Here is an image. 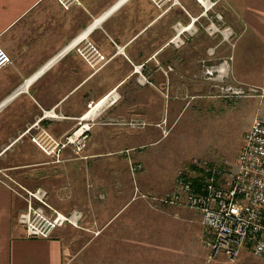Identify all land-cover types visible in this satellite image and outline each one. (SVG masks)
Instances as JSON below:
<instances>
[{
  "label": "crops",
  "instance_id": "0c3cea01",
  "mask_svg": "<svg viewBox=\"0 0 264 264\" xmlns=\"http://www.w3.org/2000/svg\"><path fill=\"white\" fill-rule=\"evenodd\" d=\"M178 2L162 13L149 0H80L67 11L56 0H0V46L11 60L0 69V174L48 190L61 213L82 215L81 227L28 239L19 223L26 204L0 179V264H264V256L245 250L233 261L210 258L199 212L179 205L154 211L136 199L177 191L162 167H129L159 139L158 89L179 87L180 74L203 76L205 48L212 51L207 62L222 54L220 37L195 35L203 17L196 1ZM211 11L240 32L237 46L225 47L233 56L229 79L264 92V0H220ZM84 41L106 62L89 67L76 50ZM218 97L225 106L238 101ZM262 104L252 107L238 145L200 152L196 161L236 169L244 134L255 118L264 120ZM79 123L90 126L79 155L69 146L62 165L47 167L31 137L62 139Z\"/></svg>",
  "mask_w": 264,
  "mask_h": 264
},
{
  "label": "built area",
  "instance_id": "2783aa9c",
  "mask_svg": "<svg viewBox=\"0 0 264 264\" xmlns=\"http://www.w3.org/2000/svg\"><path fill=\"white\" fill-rule=\"evenodd\" d=\"M149 1L162 13L180 5L178 0ZM195 1L201 7L202 15L207 16L220 0ZM56 2L66 11L81 5L80 0ZM76 50L92 69L106 62L105 56L88 41L79 43ZM10 63V57L0 46V69ZM208 74L212 72L209 71ZM222 89L229 95L244 94L243 90L229 86ZM89 128L88 124L79 123L77 130L62 139L43 134L45 139L31 137V142L52 163L61 164L62 152L67 147H72L75 156L79 155ZM190 166L199 171L196 183L187 173H179L176 178L177 191L165 202L179 204L181 200L184 206L200 213L201 226L205 235H209L207 246L210 248V258L223 254L233 261L241 250L249 249L248 247H251L255 256H264V120L254 119L244 134L236 159V169L228 175L227 181L222 179L217 182L216 177L222 175L221 171H209L198 161L192 162ZM19 188L24 191L19 197L26 204V211L19 216V223L28 239H48L56 229L66 225L78 227L82 218L80 212L63 214L57 211L47 203V192L44 189Z\"/></svg>",
  "mask_w": 264,
  "mask_h": 264
},
{
  "label": "rangeland",
  "instance_id": "374dc122",
  "mask_svg": "<svg viewBox=\"0 0 264 264\" xmlns=\"http://www.w3.org/2000/svg\"><path fill=\"white\" fill-rule=\"evenodd\" d=\"M199 8L200 9L196 15L200 14L199 17H201L203 16L202 9L201 7ZM196 15L195 17H197ZM211 21L214 22L215 28L210 26ZM200 24L201 25H197V33L195 35H200L201 37H210L212 35H214V37H220L223 47L221 58L217 57V54L214 56L212 54V59L207 62V53L212 52L207 47L204 49L205 52L202 53L203 55L199 56L198 60L204 58L200 60L199 66L203 69V76L208 82H203L204 79L201 73L199 74L198 72H195L192 74L190 72V75L188 73L185 75L180 74L178 81L175 80L174 83L176 84L178 82L179 87L175 86L171 90H169V87L158 89L159 99L157 102V111L159 123L157 129L159 139L156 144L143 151L144 154L141 157L140 163L139 161H137L138 163L133 162L134 164L129 166L146 167V169L148 167H162L164 173L167 175L166 179L172 181V177H175V184L177 180L176 178L181 172L182 175L187 173L189 178L191 177L192 179L199 174V171L195 167L190 166L192 162L198 160L197 157H200V154L198 153L211 151L217 152L215 154H219L221 152L218 151L227 150L238 145L241 134L248 129L250 124L252 107L256 110L261 103H263L262 105L264 107V102L261 101L260 103L259 100H256L261 99V97L264 96V92L261 88L246 86L241 83L237 84L232 79H229V65L233 56L229 54V51L227 54L225 53V47L232 49L235 48L239 40L240 32L230 27L227 17L222 12L215 13L214 11H209L207 16L202 17ZM227 26H229V28ZM177 29L180 30V28ZM177 29H175V32H177ZM187 43L188 42H186L185 46ZM178 50L182 52L183 48ZM196 54L197 53L195 52L192 53V57L196 56ZM197 61L193 60L195 64L191 65L192 68H198V64H196ZM208 63L213 65L208 67ZM180 64L181 62L179 61L177 67L180 66ZM220 68L224 69L222 73H218ZM178 69L179 67L174 69V72H178ZM166 71H171V67L167 68ZM209 71L212 72V74H208ZM164 73L166 72L164 71ZM208 83H211V88L207 87V89L203 90V85H207ZM228 86L241 89L244 91V94L239 96L229 95L228 93L225 94V92H223L224 89L222 88ZM218 95L228 96L231 101H238L234 103L229 102V104L225 106V104L219 102L220 99ZM228 98L223 97V100ZM252 98L254 99L250 100ZM243 99H248L245 101L248 103L247 107L242 104ZM161 136L163 138H160ZM129 158L130 156H128V159ZM45 159L49 165L47 167H59L62 165L52 163L51 159L48 157ZM203 168H206L209 171L213 169L221 171L222 175L216 177L217 182L219 180L222 181V179L227 181L228 175L235 171V169L233 170L234 167ZM203 172L205 173V171ZM0 179L6 181L10 187L15 189V192L18 195L24 193L19 186L24 187L26 190L34 189L23 186L13 178H11L12 180H9L2 174H0ZM47 192V203L51 205L50 192L48 190ZM137 196L136 199L141 197L142 200L151 206V209L154 211L163 212L165 209L170 208V206H184L181 200L179 201V204L165 202L166 199L170 200L172 194L163 197L146 194H139ZM20 199L23 201L22 198ZM137 224H139V222H137ZM78 227H81L80 224H78ZM248 248L249 249L241 250L240 253L245 250L252 254L251 247Z\"/></svg>",
  "mask_w": 264,
  "mask_h": 264
},
{
  "label": "trees",
  "instance_id": "16d2710c",
  "mask_svg": "<svg viewBox=\"0 0 264 264\" xmlns=\"http://www.w3.org/2000/svg\"><path fill=\"white\" fill-rule=\"evenodd\" d=\"M196 179H197L196 177L193 179L194 183H196Z\"/></svg>",
  "mask_w": 264,
  "mask_h": 264
},
{
  "label": "bare ground",
  "instance_id": "6f19581e",
  "mask_svg": "<svg viewBox=\"0 0 264 264\" xmlns=\"http://www.w3.org/2000/svg\"><path fill=\"white\" fill-rule=\"evenodd\" d=\"M85 118H86V116H85Z\"/></svg>",
  "mask_w": 264,
  "mask_h": 264
}]
</instances>
